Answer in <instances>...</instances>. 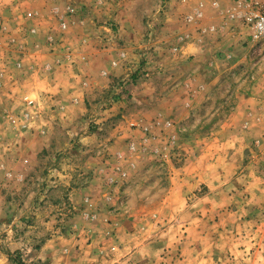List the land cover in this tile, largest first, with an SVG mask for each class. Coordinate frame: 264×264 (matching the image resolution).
I'll return each instance as SVG.
<instances>
[{
	"label": "rangeland",
	"instance_id": "obj_1",
	"mask_svg": "<svg viewBox=\"0 0 264 264\" xmlns=\"http://www.w3.org/2000/svg\"><path fill=\"white\" fill-rule=\"evenodd\" d=\"M164 1L0 0V264H19L20 261L21 264H110L114 258L100 253V248L111 244L110 231L113 235L123 236L122 244L129 243V246L137 244L132 234L149 231L148 237L156 240L157 244L160 239L165 241L167 249L162 257L167 264H190V261L195 264H264V172L259 173L260 170L256 169L257 173L252 174L251 180L260 178L261 182L257 179L260 184H254L259 189L249 192H244L245 186L240 187L235 182L242 168L237 169L238 172L235 170L237 173L232 172L229 196L234 197L233 200L225 198L218 188L207 195L210 191L204 185L183 199L175 190L179 187L176 171L207 164L206 152L214 143L194 140L196 134L212 136L210 133L222 132L221 124L230 116L235 125L245 122L244 114L240 116L241 121L234 117L233 108L240 103L248 106L247 112L264 116V41L251 46L240 42L236 49L231 47L234 54H239L237 62H231L228 77L220 78L214 85L212 83V87H221L225 93L229 90L225 105L222 107L223 94H217L210 101V107L215 108L194 111L188 130L179 142L167 140L172 133V125L169 129L160 127L155 132L157 137L154 141L140 146L144 135L141 130L131 127L132 124L156 120L173 124V118L185 113L184 110L175 111L171 119L165 102H160L161 114L155 116L152 114L155 110L143 109L145 104L133 101L139 109L126 104L134 97L133 89L139 85L140 89L145 88L142 81L149 79L148 71L142 67L138 68L135 76L119 82L125 97L113 96L110 92L101 98L91 94L80 108L67 110L63 120L50 117L51 126L46 136L32 124L36 109L32 113L31 109L23 106L27 95L21 93V108H14L5 93L9 87L5 74L9 71L15 79V68L19 67L15 63V52L19 49L14 45L30 38L27 30L38 23L36 19H27L39 17L41 34L47 35L51 23L55 22L53 9L59 8L65 13L72 7L76 13L91 14L95 11L96 22L101 15L98 26H107L117 32L109 15L112 7L118 6L126 30L132 32L137 40L146 34V18L162 9ZM55 26L57 35L54 36L60 37L57 24ZM119 39V48L128 47L123 46L121 37ZM121 64L118 65L120 69ZM152 93V102L163 96L158 93V85ZM25 113H32V116L26 118ZM263 127L256 125L248 131L250 134L255 132L249 143L253 148L264 147ZM232 129L239 132L242 127ZM36 131L38 135H33ZM260 135L259 140H254ZM132 142L138 145L133 154L129 151ZM4 146L8 147L7 158H3ZM20 147H24L28 157L25 167L16 162ZM36 151H41L38 159H35ZM98 152L104 153L107 160L114 155H123V161L117 158L120 169L114 183L110 180L111 184L120 187L117 194L123 203L114 205L107 198L104 200L102 190L97 187L93 190L91 209L98 212L99 220L91 213V216L84 214V221L80 218L83 208L75 209L68 204V185L53 183L60 178H49V171L78 165L79 153L96 156ZM232 152L228 160L238 165ZM62 153L74 156L66 161L59 157ZM152 166L156 170L150 173ZM21 173H25L24 181ZM166 198L171 200V205L169 202L164 204ZM174 203L176 205L172 206ZM76 224L93 233L85 235L80 244L75 242L80 238L73 240L72 237L77 231Z\"/></svg>",
	"mask_w": 264,
	"mask_h": 264
},
{
	"label": "crops",
	"instance_id": "obj_2",
	"mask_svg": "<svg viewBox=\"0 0 264 264\" xmlns=\"http://www.w3.org/2000/svg\"><path fill=\"white\" fill-rule=\"evenodd\" d=\"M213 1L215 0L164 1L162 9L152 12L146 18L144 22L146 34L144 38L137 40L132 32L126 30L118 6H113L109 15L110 20L116 24L117 32H113L107 26H98L101 15L97 17L99 19L96 22L93 13L95 11L91 14L75 13L70 16L68 27L63 33V45L68 48L63 52L51 47L45 41V37L57 35L56 21L51 23L49 34L45 35L41 34V25H38V23L42 24L41 19L33 16L32 19L27 20L36 19L38 23L31 25L30 31L27 30L30 38L14 45L19 49L15 52L17 54L15 63L19 67L15 68L14 75H17L15 79H12L9 71L5 74L9 82L5 93L14 108H21V93L34 98L37 107L36 118H32V124H35L37 129L40 128V132L44 133L41 135L46 136L49 132L47 129L51 126V118L61 117L63 120L67 110L80 108L91 94L101 98L103 94L110 92L113 96L125 97L119 82L132 77L138 68L142 67L148 71L149 79L142 81L145 88L140 89L139 85L133 89L131 93L134 97L126 104L137 109H139L138 105L133 104V101L145 104L143 109L155 110L156 112L152 113L155 116L161 114L160 102H165L168 106L167 110L171 113V119L175 111L184 110L185 113H179L176 118H173L172 133H169L170 136L167 139L179 142L188 130L194 111L209 109L210 101L217 94H223L222 107L225 105L229 90L225 93L221 87H212V83L214 85L220 78L228 77V72H231V62H237L239 54H234L231 47L235 46L236 49L240 42L248 46L257 44L250 38L249 27L237 19L236 12L239 7L236 0H217L218 7L213 6ZM31 30H35V33ZM122 34H128V36L125 38ZM120 37L124 42L123 46L129 48L118 47L121 44L117 41ZM263 41L264 39L260 42ZM175 48L177 51H174ZM120 62L121 69L118 67ZM157 85L158 93L163 96L152 102L151 99L154 98L152 89H155ZM247 110H249L248 106L244 103L233 108L235 120L241 121V114L246 116L243 123L235 125L234 119L230 116L222 122V132L210 133L212 136L201 133L194 136V140L214 144L207 149L205 167L197 166L175 172V179L179 185L175 190L177 189L176 193L180 199L204 185L210 191L207 195L218 188L220 194L233 200L234 197L229 196L232 188L230 174L241 168L240 176L235 182H238L240 187L245 186L244 192L259 189L256 184L259 185L258 180L261 182V179L251 180V178H253L252 174L257 173L256 169L260 170L259 173L264 172V147L253 148L249 143L253 140L251 135L255 132L250 134L248 131L256 125L263 127L264 116L259 114L256 116ZM237 126L242 127V130L236 132L232 129L235 127L238 130ZM37 133L36 131L33 135H38ZM262 135L254 140H259ZM4 148L3 158L8 154V147L4 146ZM231 148L235 150L232 152ZM231 152L238 165L228 160L229 157L231 158ZM249 152L253 155H249ZM40 154L41 151H36L35 159H38ZM82 154L78 155L80 158L78 165L60 170L52 169L49 171L51 172L49 178L59 177L60 179H55L53 183L64 182L68 185V191L70 190L68 204L73 205L75 209L83 208L80 215L82 220L85 221L84 214L91 216V213L99 220L98 212L91 209L95 188L99 187L104 200L107 198L111 204L123 203L117 194L121 190L120 187L110 183V180L114 183V178L118 174L116 168L119 160L116 155L107 160L102 152H98L96 156ZM72 156L74 155L62 153L59 157L69 161ZM107 156L109 158L110 153ZM18 157L19 160L16 162L25 167L28 157L25 155L24 147H20ZM135 166L136 164L132 166L133 170ZM154 170L156 167L152 166L150 173ZM24 174L20 175L22 181L25 178ZM207 198L209 200V196ZM167 202L171 205L169 198L164 200V204ZM210 202L213 203L212 200ZM199 203L197 200V204ZM116 220L119 221L117 218ZM77 225H75L77 231L72 237L73 240L80 238L75 240L80 244L85 235L93 233ZM149 235V231L132 234L137 244L129 246V243L122 244L123 236L113 235L110 231L108 236L111 244L100 248V253L104 257L107 255L114 258L110 264H167L162 257L167 249L165 241L160 239L157 244L156 240L148 237ZM190 264L195 263L190 261Z\"/></svg>",
	"mask_w": 264,
	"mask_h": 264
},
{
	"label": "built area",
	"instance_id": "obj_3",
	"mask_svg": "<svg viewBox=\"0 0 264 264\" xmlns=\"http://www.w3.org/2000/svg\"><path fill=\"white\" fill-rule=\"evenodd\" d=\"M236 3L239 7V9L236 12V16L239 22H243L245 25H247L251 31L250 38L252 41L258 43L261 40L264 39V0H236ZM213 6L218 7L219 3L217 0L213 1ZM76 13V10L74 8H69L68 11L65 13L59 9L54 8L53 14L55 17L56 24L60 30V37H56L54 35H50L46 38V43L49 44L53 48H57L60 51H65L68 48L63 45L64 42V32L68 27L69 24V18L70 16L74 15ZM33 16V15H32ZM191 19V18H190ZM33 33H35V30H31ZM174 51H177L175 48ZM124 55H122L123 57ZM116 65V64H115ZM23 106L26 108H29L32 110V113H34L37 102L32 99L29 96L24 97ZM32 113H25L24 117L28 118L32 116ZM8 117V116H7ZM25 118V119H26ZM131 127H135L139 130H141L142 139L140 146H145L150 144V141H154L156 139V130L160 127L164 129H169L172 127V123L170 122H161L159 120H156L152 123H134L131 125ZM155 133V135H154ZM138 150V145L135 142H132L129 145V151L131 154L135 153ZM120 159V162L124 160L123 155H119L117 157ZM122 159V160H121ZM117 170L120 168H116ZM122 175L125 177L126 173L123 172Z\"/></svg>",
	"mask_w": 264,
	"mask_h": 264
},
{
	"label": "trees",
	"instance_id": "obj_4",
	"mask_svg": "<svg viewBox=\"0 0 264 264\" xmlns=\"http://www.w3.org/2000/svg\"><path fill=\"white\" fill-rule=\"evenodd\" d=\"M19 264H21V261H20V263Z\"/></svg>",
	"mask_w": 264,
	"mask_h": 264
}]
</instances>
